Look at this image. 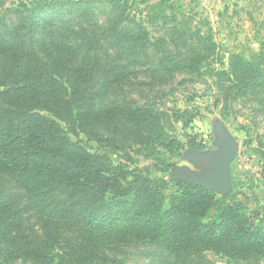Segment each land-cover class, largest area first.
Returning a JSON list of instances; mask_svg holds the SVG:
<instances>
[{"label": "trees", "instance_id": "16d2710c", "mask_svg": "<svg viewBox=\"0 0 264 264\" xmlns=\"http://www.w3.org/2000/svg\"><path fill=\"white\" fill-rule=\"evenodd\" d=\"M64 1L35 0L31 9L22 4L16 9L30 14L19 23L25 22L33 38L54 10L67 5L90 18L88 0H69L65 5ZM119 2L108 0L113 17L103 31L88 20L77 50L94 53L104 39L117 51L133 53L137 42L147 40L146 31L135 26L134 19L132 29L121 25L129 18L122 8L127 0L121 6ZM135 27L139 29L136 36ZM19 30L21 25L10 30L0 19V172L11 175L15 185L24 189L29 207L36 209L45 230L38 246L22 244V258L30 264H122L99 246L148 239L187 254L214 249L234 259H264V213L250 216L239 203L227 201L228 195L182 180H174V189L166 195L168 180L113 164L107 154L92 153L81 139L72 140L59 121L75 136L82 132L97 137L96 125L111 121L118 112L96 109L94 100L102 98L103 91L81 96V88L91 85L89 70L71 66L68 55L49 53L41 58L33 43L22 40ZM202 42L207 44L206 39ZM184 67V62L173 66ZM223 73L232 84L229 89L237 93L264 91V70L251 60L234 56L229 72ZM103 88L107 83L98 89ZM190 112L177 109L170 116L147 107L132 108L124 113L122 146L115 140L112 145L123 149L126 143L134 144L147 152L162 148L171 155L185 145L201 148L196 134L186 133V143L174 134L175 123L190 128L194 115ZM17 215L0 195V264H11L9 259L16 257V250L7 244V230ZM58 222L75 231L69 242L72 253L64 256L54 250L53 227Z\"/></svg>", "mask_w": 264, "mask_h": 264}, {"label": "rangeland", "instance_id": "374dc122", "mask_svg": "<svg viewBox=\"0 0 264 264\" xmlns=\"http://www.w3.org/2000/svg\"><path fill=\"white\" fill-rule=\"evenodd\" d=\"M33 1L0 0V19L10 30L21 25L22 40L33 43L41 58L46 59L42 56L49 53L68 55L71 66L89 70L91 85L81 88V96L103 91V97L94 100L96 109L118 112L111 121L96 125L97 137L82 132L75 136L59 121L72 140L81 139L92 153L107 154L113 164L142 171L153 179L168 180V195L174 189V180H180L176 176L181 169L204 172L193 158L217 150L218 134L223 132L235 146L236 155L230 164L232 190L217 194L228 195L227 201L239 203L250 216L256 211L264 213V91L237 93L229 89L232 84L223 73L229 72L234 56L251 60L264 70V0H127L126 5L120 0L119 5L126 8L129 18L121 25L126 29L140 25L147 40L137 42L133 53H124L102 39L97 50L88 55L76 46L80 44L82 27L88 28L87 22L92 19L99 30L106 28V21L113 17L108 0H88L90 18L82 17L78 8L69 9L68 5L54 10L31 38L25 22L19 23L29 10L16 8L24 4L31 9ZM138 30L135 27V36ZM204 39L207 44L202 42ZM183 62L186 67L173 68ZM105 83L106 89H98ZM136 107L170 116L177 109L192 110L190 128L175 123L174 134L183 143L187 141L186 133L196 134L201 148L185 145L175 155L162 148L147 152L129 143L123 149L115 148L112 141L121 146L124 142L120 134L124 113ZM0 177V195L18 213L7 230V244L16 250V257L9 261L30 264L20 255L22 244L38 246L45 235L44 227L36 209L29 207L24 189L15 185L11 175L0 172ZM53 231L57 239L54 250L63 256L72 253L69 242L75 231L63 222H58ZM99 248L122 264H264L262 258L234 259L214 249L187 254L148 239L116 241Z\"/></svg>", "mask_w": 264, "mask_h": 264}, {"label": "water", "instance_id": "95a60500", "mask_svg": "<svg viewBox=\"0 0 264 264\" xmlns=\"http://www.w3.org/2000/svg\"><path fill=\"white\" fill-rule=\"evenodd\" d=\"M218 149L206 156H195L193 161L204 168L203 173L183 168L178 179L214 190L218 194H227L232 190L230 164L236 155V148L223 133L218 134Z\"/></svg>", "mask_w": 264, "mask_h": 264}]
</instances>
